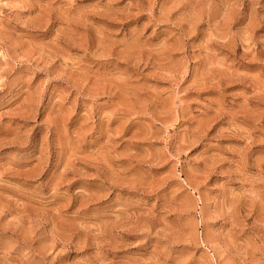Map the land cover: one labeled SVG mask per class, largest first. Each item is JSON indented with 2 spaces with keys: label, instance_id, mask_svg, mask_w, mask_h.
I'll return each mask as SVG.
<instances>
[{
  "label": "rangeland",
  "instance_id": "374dc122",
  "mask_svg": "<svg viewBox=\"0 0 264 264\" xmlns=\"http://www.w3.org/2000/svg\"><path fill=\"white\" fill-rule=\"evenodd\" d=\"M0 264H264V0H0Z\"/></svg>",
  "mask_w": 264,
  "mask_h": 264
}]
</instances>
